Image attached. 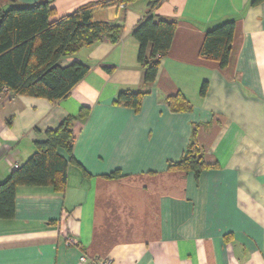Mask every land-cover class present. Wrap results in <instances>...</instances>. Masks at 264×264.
Wrapping results in <instances>:
<instances>
[{"label":"crops","instance_id":"1","mask_svg":"<svg viewBox=\"0 0 264 264\" xmlns=\"http://www.w3.org/2000/svg\"><path fill=\"white\" fill-rule=\"evenodd\" d=\"M11 1L45 0L0 5ZM109 1L54 0L50 20ZM253 1L166 0L149 12L148 0H135L99 9L93 20L122 27L121 37L60 61L88 68L67 99L0 94V184L47 130L86 110L73 124L63 191L17 187L14 217L0 219V264H264V0ZM149 14L176 28L155 82L144 86L132 32ZM229 21L233 45L220 69L199 50L208 30ZM137 90L146 92L137 109L114 103ZM178 94L189 103L184 112L167 105ZM193 137L206 169L167 171Z\"/></svg>","mask_w":264,"mask_h":264},{"label":"trees","instance_id":"2","mask_svg":"<svg viewBox=\"0 0 264 264\" xmlns=\"http://www.w3.org/2000/svg\"><path fill=\"white\" fill-rule=\"evenodd\" d=\"M135 0H112L102 4H87L70 15L50 20L55 10L54 0H45L28 7H17L14 2L4 10L0 5V92L6 88L12 96H25L57 102L67 99L73 88L88 73V68L74 63L61 67L60 61L84 47L108 41L115 44L122 27L93 20V13ZM263 0H254L253 5ZM161 0H148L149 12ZM176 22L147 15L133 30L138 43L137 63L142 70V85H152L157 77L160 60L167 56L175 32ZM234 38V22L229 21L208 30L199 57L213 61L220 69L227 67ZM145 91H123L114 101L137 109ZM173 112L189 109L188 101L180 94L167 98ZM86 116H66L55 130H47L44 139L34 143L35 153L21 167L10 173L0 184V219L9 220L15 214L17 187H47L62 192L66 184V169L72 162L73 124ZM10 120H7L9 126ZM59 151H64L68 159ZM193 137L183 156L169 164L167 171L195 175L206 169L198 155ZM114 178V176H108Z\"/></svg>","mask_w":264,"mask_h":264},{"label":"built area","instance_id":"3","mask_svg":"<svg viewBox=\"0 0 264 264\" xmlns=\"http://www.w3.org/2000/svg\"><path fill=\"white\" fill-rule=\"evenodd\" d=\"M163 1H166V0H161V2H163ZM121 7H123V6H121ZM0 94H3V95L10 94V92L6 88H4V89L1 90ZM11 97H12V95H11ZM65 243L67 245H72V244H75V241L72 238L67 237V238H65ZM80 260L81 261H84L85 258L84 257H81ZM99 263L100 264H109V261L99 262Z\"/></svg>","mask_w":264,"mask_h":264}]
</instances>
